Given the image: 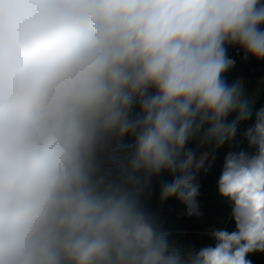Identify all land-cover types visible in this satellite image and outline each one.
<instances>
[{"label":"clouds","instance_id":"9594fccd","mask_svg":"<svg viewBox=\"0 0 264 264\" xmlns=\"http://www.w3.org/2000/svg\"><path fill=\"white\" fill-rule=\"evenodd\" d=\"M230 47L264 61V0H0V264H254L264 107L224 79ZM253 114L255 152H229L217 181L232 227L172 242L137 186L170 177L159 199L199 215L200 150ZM111 142L130 153L119 181Z\"/></svg>","mask_w":264,"mask_h":264},{"label":"trees","instance_id":"16d2710c","mask_svg":"<svg viewBox=\"0 0 264 264\" xmlns=\"http://www.w3.org/2000/svg\"><path fill=\"white\" fill-rule=\"evenodd\" d=\"M264 107V90L259 95L255 109ZM255 123V115L237 127L234 139L226 143L219 150L202 148L200 151H209L211 154L206 160L204 169L196 176L195 183L199 184L197 196L199 215H190L186 206L175 198L161 201L159 199L160 184L162 180L170 179L164 176L154 179L151 184L141 182L137 187L141 190L140 197L149 211L152 219L164 231L169 233V239L184 248H196L209 242L208 231L220 224H226L231 228L228 218L229 205L220 197L217 189V181L222 172L225 156L229 152L245 151L249 154L255 152V148L249 147L244 135L246 129ZM131 139H125L123 144L131 145ZM120 142H111L102 153L104 171L112 181H119L122 174V166L126 156L129 155ZM254 264H264V253L250 256Z\"/></svg>","mask_w":264,"mask_h":264},{"label":"rangeland","instance_id":"374dc122","mask_svg":"<svg viewBox=\"0 0 264 264\" xmlns=\"http://www.w3.org/2000/svg\"><path fill=\"white\" fill-rule=\"evenodd\" d=\"M228 55L236 61L234 71L231 68L226 72L230 78L229 81H240L242 83L245 96L253 104L254 113L256 110L255 103L258 99L255 93L260 95L264 90V61H258L251 57L245 60L242 58V51L237 54V50L231 47L228 50ZM234 118L235 115L229 117L230 120Z\"/></svg>","mask_w":264,"mask_h":264},{"label":"crops","instance_id":"0c3cea01","mask_svg":"<svg viewBox=\"0 0 264 264\" xmlns=\"http://www.w3.org/2000/svg\"><path fill=\"white\" fill-rule=\"evenodd\" d=\"M232 69H233V71H234V67H233ZM224 79H225L229 84H231V83L234 82L233 80L229 81L230 78H229V76L227 75V73L224 75ZM242 86H243V85H242ZM255 96L258 98L259 93H257V95H256V93H255Z\"/></svg>","mask_w":264,"mask_h":264}]
</instances>
